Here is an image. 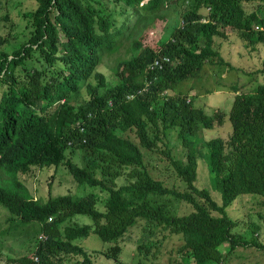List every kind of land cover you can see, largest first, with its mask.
I'll return each instance as SVG.
<instances>
[{"label": "trees", "instance_id": "trees-1", "mask_svg": "<svg viewBox=\"0 0 264 264\" xmlns=\"http://www.w3.org/2000/svg\"><path fill=\"white\" fill-rule=\"evenodd\" d=\"M33 1V8L20 12L23 40L8 49L2 47L6 37L0 36V204L16 218L17 231L41 235L32 250L5 262L61 264L66 255H79L81 264H91L75 242L89 232L112 243L104 255L115 260L118 238L138 221L139 254L155 255L165 234H180L178 264L222 262L224 252L218 248L226 243L228 253L239 244L226 208L237 196L264 193V84L235 93L225 114L217 109L210 115L174 88L206 62L222 63L212 44L227 30L250 47L264 45V12L242 7L243 2L264 0H190L156 50L139 39L132 42L136 52L116 62L114 83L95 69L99 55L121 45L131 18L151 20L175 0ZM32 52L40 54L41 67L23 66ZM162 56L166 62L151 65ZM223 114L231 126L228 137L201 140L198 132L221 124ZM171 131L181 146L179 157L156 144ZM131 132L139 145L167 158L186 189L165 186L149 174ZM74 150L90 152L89 167L100 163L99 178L67 156ZM199 156L219 202L195 185ZM50 165H62L77 184L104 192L99 205L96 192L52 196L49 185L43 200L32 197L23 180L34 167ZM118 177L123 180L116 184ZM165 197L188 203L191 210L170 214ZM76 215L91 222L79 225Z\"/></svg>", "mask_w": 264, "mask_h": 264}, {"label": "rangeland", "instance_id": "rangeland-1", "mask_svg": "<svg viewBox=\"0 0 264 264\" xmlns=\"http://www.w3.org/2000/svg\"><path fill=\"white\" fill-rule=\"evenodd\" d=\"M189 1L175 0L168 7L159 10L158 15L151 20L141 19L137 23L134 18H131L132 25L127 38L111 53L102 52L95 69L103 74L106 81L114 83L113 67L116 62L136 52V50L131 49L132 42L139 39L141 45L156 50L159 41L165 38L176 24L178 12L186 8ZM34 6L33 0H0V36L7 39V43L2 45L3 48L9 49L12 46H17L23 40H20L21 35L26 30L23 29L24 19L20 12ZM242 7L245 12L251 10L256 11L257 14L264 12V4L262 3L243 2ZM199 11L205 13V10L201 8ZM4 16H6L5 19H3ZM212 45L213 49L218 52L222 63L211 64L206 62L196 75L179 81L174 88V92L183 93L186 98L190 99L193 106L201 108L206 115H210L217 109L225 114L235 93L250 92L257 84H264L263 44L258 43L254 47H250L235 32L227 30L225 36H215ZM39 56L38 52L27 54L23 58V66L41 67L43 61ZM216 59L213 58V60ZM80 95L81 97L85 96L83 90H80ZM224 114L221 124H214L213 127L198 132L201 140L214 137L225 140L228 137L231 126ZM129 137L138 145L144 164L153 178L162 181L165 186L175 187L179 190L186 189L185 184L175 175L167 158L156 151L157 149L149 151L139 145L133 132L129 134ZM161 139L162 141H156L157 146L168 149L171 157L180 156L181 146L173 131L168 134V141L165 137H161ZM163 142H165L166 147L163 146ZM67 156L77 165L91 171L94 177H100V163L94 167H89L87 164V156H89V161L92 159L90 152L74 150ZM63 168L62 165L55 168L52 165L43 168L34 167L29 173L30 176L23 180V183L32 197L41 200L46 197L48 185L49 193L52 196L59 194L82 196L93 191L98 194L97 205H99L100 198L105 196L104 192L97 188L93 189L84 183L77 184ZM113 180L118 184L122 182L123 177ZM195 185L208 189L212 198L219 202V194L211 189L208 172L200 156L197 160ZM162 201L170 214L180 215L191 210L190 204L183 201L175 199L168 201L167 197L162 198ZM226 211L227 215L235 221L231 232L235 234L239 244H236L233 250L225 253L227 247L226 243H223L218 249L224 252V257L222 262L218 264H264V193L262 195L237 196L226 208ZM9 217L11 221L8 220ZM15 220L16 218L10 216L5 207L0 204V264L17 263L14 261L5 262L4 259L14 260L24 256L32 250L34 241L41 235L38 231L33 236L31 233L25 234L17 231L19 226H14ZM73 220L79 225L91 222L85 215H76ZM141 224L142 222L138 221L118 238L116 244L119 246V250L115 260L104 255L112 243L100 241L93 232H89L85 238L75 242L85 250L91 264H114L115 262L116 264H125L137 259L143 261L144 264H178L180 256L178 248L183 243L180 234H165L155 255L150 253L151 251L147 255L137 252L136 246L141 237ZM11 226L16 227V229ZM33 226L36 230L37 225ZM5 229H8L7 233L3 232ZM241 240L246 241V243L243 244ZM61 264H81V257L79 255H66Z\"/></svg>", "mask_w": 264, "mask_h": 264}, {"label": "built area", "instance_id": "built-area-1", "mask_svg": "<svg viewBox=\"0 0 264 264\" xmlns=\"http://www.w3.org/2000/svg\"><path fill=\"white\" fill-rule=\"evenodd\" d=\"M167 61V57L165 56H162V57H159V58H155L153 59L151 65H154V66H161V64L163 62H166Z\"/></svg>", "mask_w": 264, "mask_h": 264}]
</instances>
